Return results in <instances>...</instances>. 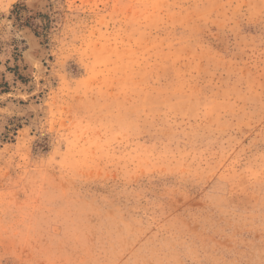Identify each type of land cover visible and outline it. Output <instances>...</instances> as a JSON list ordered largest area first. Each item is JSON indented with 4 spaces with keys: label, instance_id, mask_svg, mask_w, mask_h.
Wrapping results in <instances>:
<instances>
[{
    "label": "rangeland",
    "instance_id": "rangeland-1",
    "mask_svg": "<svg viewBox=\"0 0 264 264\" xmlns=\"http://www.w3.org/2000/svg\"><path fill=\"white\" fill-rule=\"evenodd\" d=\"M0 264H264V0H0Z\"/></svg>",
    "mask_w": 264,
    "mask_h": 264
}]
</instances>
